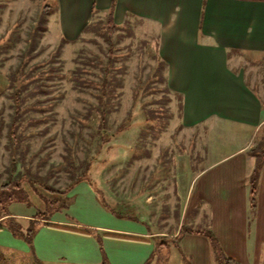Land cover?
<instances>
[{
  "label": "rangeland",
  "instance_id": "1",
  "mask_svg": "<svg viewBox=\"0 0 264 264\" xmlns=\"http://www.w3.org/2000/svg\"><path fill=\"white\" fill-rule=\"evenodd\" d=\"M61 16V0H0L1 229L29 243L37 232V220L74 219L70 199L62 191L81 176L105 208L119 218L143 215L154 230L167 234L176 233L182 225L183 233L191 228L201 230L207 219L200 214L196 189L190 194L196 174L246 139L255 156L263 154L264 124L258 128L223 126L220 132H211L207 123L186 127L180 96L164 91V83L152 80L136 99L139 81H146L158 64L159 36L150 24L130 19L113 36L127 67L116 75L122 86L112 99L108 117V132L114 136L100 144L98 119H84L97 102L96 90L80 87L75 76L99 79L100 58H105L109 46L101 28L106 15L94 14L95 27L72 40L63 39ZM41 24L46 30L37 31L36 47L27 59L30 34ZM23 59L29 60L26 71L33 69L36 77L25 82L21 93L22 117L13 143L12 78ZM260 61L258 71L239 66L259 88L264 87V58ZM82 68L88 72L82 73ZM156 112L162 122L150 127L146 117ZM129 117L132 119L124 126ZM87 166L88 173H82ZM252 168L250 162L249 174ZM156 242L150 264H191L180 242L166 237ZM0 264L48 263L23 247L7 244L0 245ZM212 264H218L215 252Z\"/></svg>",
  "mask_w": 264,
  "mask_h": 264
},
{
  "label": "crops",
  "instance_id": "2",
  "mask_svg": "<svg viewBox=\"0 0 264 264\" xmlns=\"http://www.w3.org/2000/svg\"><path fill=\"white\" fill-rule=\"evenodd\" d=\"M110 9L119 27L136 19L157 31L158 55L167 65L166 84L181 98L184 126L207 123L211 132H220L229 125L264 124V87L256 86V80L251 83L239 69L240 64L249 72L262 66L264 0H61L62 36L76 39L94 14L107 15ZM249 143L246 139L235 151L202 167L190 194L196 189L200 214L207 219L201 230H210L226 255L240 264H264V160L252 211L248 178L258 159ZM65 195L74 219L38 220L29 243L0 228V245L23 247L48 264H150L156 240L166 237L180 242L191 264H212L213 247L204 233L196 231L198 227L183 233L182 225L167 234L154 230L143 215L119 218L105 208L86 179Z\"/></svg>",
  "mask_w": 264,
  "mask_h": 264
},
{
  "label": "trees",
  "instance_id": "3",
  "mask_svg": "<svg viewBox=\"0 0 264 264\" xmlns=\"http://www.w3.org/2000/svg\"><path fill=\"white\" fill-rule=\"evenodd\" d=\"M48 7V6H47ZM48 10V9H46ZM95 23L93 21H90L83 29V32H87L90 31L91 29H93L92 27H95ZM102 30H105L104 34L105 37L107 38L108 42H109V46L107 51L105 52V58L102 59L100 58V64H101V70L102 73L99 76V79H92V78H87L85 76L82 75H76L75 76V80L77 82V84L82 87V88H93L96 91L94 92L96 98H97V102L93 103L91 106V109L89 110V112L85 115V120L91 121L94 117L96 119H98V127L99 129L96 131L97 134H99L100 136V144H105L109 141L112 140L114 133L110 134L108 132V120H109V114L112 111L113 108V101L112 99H114L115 97L118 96L117 93V89L118 87L122 86V81L120 80V78H117V74L118 73H124L125 69H126V65L123 62V59L121 55H118L117 53V49L115 47V42L113 41V36L117 33V31L119 30V26L116 24L115 20H114V14H113V10H109V12L106 15V19L103 22V26L101 27ZM46 30V27L39 25L37 26L30 34V37L28 39V56L30 59L32 58V55H30V52H33V50L36 47V36H37V31L39 30ZM64 40H66V38H63ZM92 62H94L93 59H90ZM157 65L152 69L151 74L149 75V77H147L146 81H139L138 87L136 89L135 92V97L137 99L139 91H144L147 90L148 86H150V81L151 82H160V83H164L165 84V88L164 91L166 90V92L170 93V89L168 88L167 83V79L165 76V70H166V62L164 60H162L159 56L157 58ZM29 60L23 59L21 62L20 67L16 70L14 77L12 78L13 84L12 86L14 87V92H13V97H14V101H15V114H14V119L10 125L11 128V135H12V139H13V143L17 140V136H16V131L18 129V125L20 123V118L22 117V96L21 93L24 90V86L27 85L25 84V82H29L30 80H32L33 77H36V75L32 74V70H27L26 71V67L28 65ZM95 63V62H94ZM119 63V64H118ZM34 68V67H31ZM51 71V70H49ZM46 72V71H44ZM48 72V71H47ZM82 73L84 72H88L87 69L82 68L81 70ZM52 74V73H51ZM33 81V80H32ZM148 114V113H147ZM17 118L19 120H17ZM132 119V117L126 118V120L122 123L124 124V126H126V123H129V121ZM146 122L147 125L149 124L150 127H154L156 125H158V123L160 124L161 121V116L159 114V112L156 113H151L149 115H147L146 117ZM258 162L256 165V169L254 171V173L251 175V179H250V194H249V201H250V210L254 211L256 209L257 206V176H258V171L259 168L261 166V163L264 160V153L257 156ZM89 171V166L85 167L82 171V173ZM84 177L78 176L76 179H74L72 181V183L62 192L64 194H67L68 191L74 186V184L78 183L81 180H84ZM5 185V184H4ZM2 185V187L4 186ZM38 221V220H37ZM42 224L45 225H49V226H53V227H62L60 225H56V224H49L48 222H42ZM183 227V226H182ZM1 228V227H0ZM183 229V228H182ZM75 231H79V232H83V233H88L90 234L91 231L90 230H80V229H74ZM197 232H202L204 233L209 241L211 242V245L213 247V250L216 254L217 260H218V264H240L238 261H236L235 259L229 257L228 255H226L223 251L222 248L217 240V238L213 235V233L210 230H196ZM108 236H112V237H117V238H127V239H139V238H134V237H130V236H125L123 234H113V233H108ZM140 240V239H139ZM163 243H160L159 245H161Z\"/></svg>",
  "mask_w": 264,
  "mask_h": 264
}]
</instances>
